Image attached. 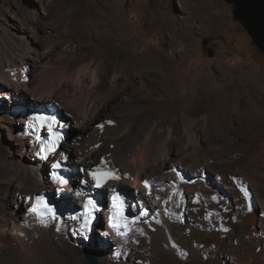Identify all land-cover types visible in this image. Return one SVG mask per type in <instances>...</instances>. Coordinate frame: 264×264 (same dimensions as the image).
Returning <instances> with one entry per match:
<instances>
[{
    "label": "rangeland",
    "instance_id": "1",
    "mask_svg": "<svg viewBox=\"0 0 264 264\" xmlns=\"http://www.w3.org/2000/svg\"><path fill=\"white\" fill-rule=\"evenodd\" d=\"M31 8L37 14L38 27L31 25L34 17L30 18ZM87 8H102L119 17L116 26L105 32L102 42L77 39L74 18ZM16 26L23 29L22 35L28 41L22 36L15 38ZM0 41L18 60L32 54L34 59L27 60L34 66L29 64L30 68L25 70V76L31 80L27 90L30 97L43 101L49 96L60 101L63 110L66 105L70 113L76 111L71 99H78L92 86L93 72L102 75L108 84H114V73L121 76L120 81L125 79L126 68L115 70L106 63L105 53L120 45L124 51L146 50L145 56L152 60L147 73L148 68L156 69L152 64L157 62L163 73L172 67L175 75H181V87L169 94L161 83L156 84L157 90L147 95L145 107L154 112L150 120L157 118L162 130L170 124L173 126L171 130L179 137L171 144L174 156L185 155L194 163L192 168L177 163L181 166V173L177 171L179 176L188 184L202 179L205 189L197 193L194 187H186L183 205L179 207L173 205L174 200L171 201L158 177L153 178L157 185L149 200L162 208L168 198L164 209L169 210V219L181 228V233L171 226L169 234L148 232V239H140L142 245L128 259L132 264H264V53L253 45L245 28L234 18L231 3L225 0H0ZM208 49L213 50L212 56ZM119 60L125 65L129 59L121 54ZM20 64L17 62L16 66ZM31 70L45 75H36ZM141 71L137 70L135 75ZM13 73L19 77L18 72ZM197 77H203L210 89L221 86L237 91L239 98L231 101L227 97L228 109L224 112L223 96L219 94L214 101L213 123L210 126L203 114L196 116L192 127L199 137L195 143L187 144L179 106H186L189 83ZM32 87L39 95H32ZM58 87L65 91L63 99L53 93ZM133 91L141 92L138 85H134ZM127 93L120 95L119 103L129 99ZM100 121L104 125L101 115ZM15 122L12 121V125H17L13 132L20 123ZM2 124L5 123L0 121V153L19 151L20 146H8L11 135ZM71 129L76 135V127ZM113 141L118 142L115 138ZM106 144L103 141L100 145L101 156ZM242 185L251 201L241 192ZM21 199L26 210L25 199ZM96 235L101 238L97 231L93 236ZM103 240L109 243L111 239ZM172 241L178 249L171 245Z\"/></svg>",
    "mask_w": 264,
    "mask_h": 264
},
{
    "label": "bare ground",
    "instance_id": "2",
    "mask_svg": "<svg viewBox=\"0 0 264 264\" xmlns=\"http://www.w3.org/2000/svg\"><path fill=\"white\" fill-rule=\"evenodd\" d=\"M30 12L32 13H28L30 18L31 15H34V17L32 16L33 19L31 18V25L37 26L39 23L35 18L37 14L33 8ZM113 15L103 11L102 8L83 9L74 18L78 26L77 39L102 42L105 32L116 26L115 20L117 22L119 17ZM105 27H108V30ZM16 29L15 34L13 33L15 38L23 37V29L19 26H16ZM24 40L28 41L26 37ZM3 46L0 41V78L3 79L5 88L21 89L22 92H27L31 80L25 76L24 67L26 64L34 66L27 60L32 57V54H25L27 55L26 58L22 56L21 60H18ZM28 46L33 48L30 44ZM120 46L114 51L105 53L106 63L110 66L113 65L115 70L126 68L125 79L120 81L121 76L114 73L112 78L114 84H108L102 75L99 76L98 72H93L91 74L92 86L82 92L78 99H71L76 110L72 112L74 113L72 127H76L77 134L67 140L69 147L82 163L97 164L96 162L100 163L102 158L104 160L103 166L115 165L114 168L132 171L138 180L144 176H150L152 179L158 177V180L165 186V191H167L171 201L174 200L173 205L181 207L184 201L182 195L186 187H194L199 193L204 191L205 183L202 179H198L192 180L194 182L188 184L179 176L177 171L181 166L178 164L184 163L185 166L191 167L194 163L188 161L185 155L174 156L171 144L179 137L171 130H174L173 126L170 124L168 128L162 130L159 127V122L156 121L157 118L153 121L150 120L154 112L146 110L145 107L147 95L154 92L156 84L161 83L164 91L167 90L169 94H173L174 90L179 89L182 85L181 75H175L171 70L172 67L168 72H161L158 68L161 67L158 62L152 64L157 66L156 69L152 71L148 68L147 73L146 68L151 66L152 60L145 56L146 50L139 52L136 50L124 51ZM121 54L126 55L129 59L125 65L120 64L119 55ZM17 62L22 65L15 67ZM36 69L39 70V68ZM139 69L142 71L136 76L135 72ZM46 70L44 69V71ZM11 72H18L19 77H16L18 75L16 73L10 74ZM32 72L36 75L41 73L35 70ZM42 78L43 76L40 77V79ZM149 83H152L150 87H148ZM189 84L190 90L186 96V106H179L180 116L184 122L183 138L185 137L187 144L195 143L199 137H196L192 127L196 116L203 114L210 126L213 123L214 101L219 94L223 96L221 110L224 112L228 109V102L225 101L227 97L230 100L239 98L237 91L225 90L221 86L217 89H210L207 83L203 81V77L194 78ZM134 85H138L141 90L140 93L133 91ZM35 86L37 87V85ZM5 88L0 90V93H8ZM37 89L32 87V95H39ZM125 91L128 92L129 99L119 103L118 98ZM62 92L65 91L59 87L53 91L63 99L64 93ZM50 100L52 98L48 96L43 101ZM11 105L0 103V112H2L0 121L5 123L2 125L11 135L8 146L16 145L20 146L21 149L19 151L12 149L6 154L0 153V264H90L84 255L85 249L93 252L99 264H132L128 258L132 257L142 245H140L141 240L148 239V232L152 234L155 231L160 235L166 231L169 234L170 229L168 227L171 226L178 234L181 233V228L172 224L171 219H169L167 215L169 210L164 209L168 198L165 199L162 208L156 207L155 203L149 200L151 202L149 217L136 223L134 229L124 237L111 236L109 243L103 239L102 241L97 235L93 236L94 234L89 237L83 236L74 222L67 219L58 218L43 221L35 218L29 212V208L24 210L20 199H25L27 196L31 197L32 191L36 189L41 190L45 179L41 176L38 177L30 169L33 164V161L30 160L31 157L23 156L22 148L23 144L24 146L26 144L18 137L17 130L13 132L12 112L10 110L8 113L5 112ZM65 106L64 110L66 109ZM66 111L69 110L66 109ZM100 115L104 125L101 121L98 123ZM21 121L23 122L24 119ZM172 124L175 125V121H172ZM113 127L118 129L117 143L110 139ZM79 136H81V140L78 139ZM103 141L108 144L104 147L105 150L101 156V147L97 148L96 144L98 142L103 143ZM96 155L98 156L96 157ZM118 182L112 180V184ZM20 188H24V190L20 191ZM239 188L245 197L251 201L246 187L242 185ZM142 228L144 229L142 230ZM157 233L154 234L157 235ZM111 245L112 247L109 248ZM171 245L178 249L173 241Z\"/></svg>",
    "mask_w": 264,
    "mask_h": 264
},
{
    "label": "water",
    "instance_id": "3",
    "mask_svg": "<svg viewBox=\"0 0 264 264\" xmlns=\"http://www.w3.org/2000/svg\"><path fill=\"white\" fill-rule=\"evenodd\" d=\"M232 4V13L236 20L245 28L252 43L256 48L264 53V0H225ZM207 41H204L206 44ZM208 54L213 55V50L208 49ZM74 135L69 131L68 137ZM85 257L90 264H99L93 252L89 249L84 251Z\"/></svg>",
    "mask_w": 264,
    "mask_h": 264
},
{
    "label": "clouds",
    "instance_id": "4",
    "mask_svg": "<svg viewBox=\"0 0 264 264\" xmlns=\"http://www.w3.org/2000/svg\"><path fill=\"white\" fill-rule=\"evenodd\" d=\"M19 120H20V119H16L15 121L17 122V121H19ZM16 122H15V123H16ZM13 126H14V129H15L17 125L14 124ZM70 130H72V129H70ZM70 130H69V131H70ZM68 139H70V138L68 137Z\"/></svg>",
    "mask_w": 264,
    "mask_h": 264
}]
</instances>
